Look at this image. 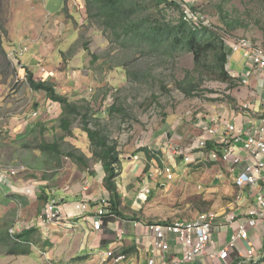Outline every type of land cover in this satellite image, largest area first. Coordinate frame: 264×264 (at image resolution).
Wrapping results in <instances>:
<instances>
[{
    "label": "rangeland",
    "instance_id": "obj_1",
    "mask_svg": "<svg viewBox=\"0 0 264 264\" xmlns=\"http://www.w3.org/2000/svg\"><path fill=\"white\" fill-rule=\"evenodd\" d=\"M186 1L198 7L204 17L209 16L212 25L216 23L227 28L224 23H219L222 17L227 21H238L231 31L234 36L255 39L264 46V0ZM65 3V0H41L40 3H35V0H0V163L14 166L24 164L31 170L29 178H46L50 186L59 189L68 187L69 182L88 172V169L101 166L95 154L91 153L90 139L83 130L80 115L67 114L71 121L68 129L61 125L65 116L59 104V112L53 119L46 111H40L37 105L42 92L36 93L30 88L26 68L18 69L14 56H10L12 50L22 44L30 52L21 60H28L37 46L33 40L39 37L46 43L42 45V59L36 61L39 68H33L35 80L53 84L61 80L59 85L66 90H59L60 95L74 101L80 108L79 112L86 107L92 110L88 126L100 130L112 143H116L118 159L126 160L127 155L136 151L137 145L149 139V133L151 137L165 132L170 136L171 126L183 125L186 119L196 120L201 114L210 115L213 109L218 111L222 101H232L236 86L212 79L208 74L201 75L191 53H165L154 57L134 47L124 49L101 29L91 26L86 20L84 3L80 0L66 4L62 18L49 23L47 20L50 16L46 14H58ZM154 15L161 19L165 15L167 21L173 22L181 17L178 10L169 7L165 8L163 14L157 12ZM73 31L77 33L72 35ZM93 56L98 57L95 63L91 62ZM64 63L69 70H65ZM226 67L231 74L229 62ZM79 71L83 76L88 73L84 83L75 80ZM68 80L73 81V85L67 83ZM56 91L58 93V89ZM111 91H114L111 102L113 109L108 107L106 114L102 115L99 100L106 98ZM88 96H93V99L89 100ZM34 112L39 113V118L29 132L22 128L25 124L20 122L23 118L32 117ZM53 143L58 144V153L51 146ZM70 153L77 157L84 156L86 163L69 156ZM116 168L120 173V163ZM189 169L193 168L179 160L175 172L181 174ZM124 170L125 173L126 167ZM183 188L184 183L180 180L174 182L171 190L176 192ZM46 190L45 195H49ZM171 190L167 193L170 194L168 197L175 199L176 196H171ZM56 196L60 200L66 198L61 192ZM4 200L0 194V264H23L21 260L11 263L5 257L12 245L17 243L10 237L9 228L19 216L24 218L26 202L24 205L22 202L21 208L18 203L8 206ZM34 207L36 205L32 204L31 210L35 211ZM216 210L218 208L204 203L190 206L185 211L193 217L192 214L198 212ZM185 219H188L186 214ZM38 241L39 248L24 246L31 247L38 254L41 252L40 255L44 257L46 249L43 250L42 240ZM30 259L35 261L33 257Z\"/></svg>",
    "mask_w": 264,
    "mask_h": 264
},
{
    "label": "crops",
    "instance_id": "obj_2",
    "mask_svg": "<svg viewBox=\"0 0 264 264\" xmlns=\"http://www.w3.org/2000/svg\"><path fill=\"white\" fill-rule=\"evenodd\" d=\"M36 2L40 3L41 0H35ZM69 2L70 0H68ZM65 8L66 3L58 14L56 12L46 14V16H50L47 21L52 24L53 21L62 18ZM70 16L73 17L74 15L71 14ZM76 33V31H73L72 35ZM33 42L37 46L30 54L28 60L24 61L25 65L32 71L35 67L39 68L36 66V61L42 59L40 57L42 45L46 41L40 40L39 37V39H34ZM228 62L231 75L238 79L237 77L243 74L247 62L240 53L231 55ZM63 67H66L65 70H69L66 63L63 64ZM88 73H90L89 70ZM88 73L83 76V73L79 71V74L75 75V80L78 83H84ZM65 75H67V72H65ZM60 83L61 80L56 82L55 85ZM67 83L73 85V81L68 80ZM58 85H56L58 94H60L59 90H66V88H61L62 85H59L60 88H58ZM234 90L232 101L228 103L222 101L218 105V111L213 109L210 115L218 114L223 120L235 123L237 127L243 128L248 133H252L257 126H264V70L255 71L248 85H238L237 83ZM64 92L61 91V93ZM41 95L37 108L40 106V111H46L47 115L51 116L50 119H53V116H56L59 112L57 109L58 104L50 101L44 92ZM245 105L249 107L244 108ZM59 108L61 107L59 106ZM208 116L201 114L197 116L196 120L190 119L188 121L189 119H186L183 125L171 126L170 136H167L165 132L158 137L154 136V134L151 137V133H149V139L142 142L140 146L137 145L136 149L147 145L154 155L150 159L146 158L147 156L142 151L131 154L132 156L137 153L135 155H139L138 160L131 159L130 155H127L126 160L121 159V171L117 182L122 196L120 211L124 217L122 216L123 219L121 220L112 219L105 223L102 232L94 231L92 224L88 220L89 218L86 219V216L91 218V216L96 214L95 212L100 206L99 201L109 195V192L103 187V179L106 176V172L102 164L100 167H95V169H88V172L85 171L73 182H69L68 187L65 186V188L61 189L56 186H50V181L47 179H39L37 186L34 187V192L37 195L34 201L24 197L21 198L22 202H26L24 209L25 221L23 222L28 223L26 220L29 219L36 221L38 214L44 209L45 201L52 195L56 196L57 193L61 192L66 197L65 199L61 198V201L64 203L62 206L66 221L70 223V227H61L59 229L53 223L43 226H39L37 223L35 228L38 229L37 236L44 244L45 248L43 247V250L46 249L44 251L46 253L45 256L42 257L40 255L41 249H37L40 254L33 252L35 253V261L31 260L30 256H6L5 258L11 260V263L21 260L23 264H103L106 253L114 249L116 253L126 254L128 259L121 263H114L112 259H107L105 264H140L149 255V241L151 240L145 224L167 219L184 220L185 214L188 219L194 218L199 212L196 215L192 214L193 217H191L185 210L190 208V206L205 203L212 208H218L215 211L218 213V218L214 222L212 231L213 244L208 247L202 257L189 264H223L220 259H216L211 263L209 255L216 250L224 249L231 241V237L236 233L238 222L245 221L248 210L255 205L252 193L247 190L240 202L233 206L237 195L233 176L228 174L225 166L206 163L203 160L187 165L193 169L183 170L181 174L175 172V178L172 181H168L164 176L150 177L149 175L152 172V167L156 164L160 166L175 165L176 169L178 161H183V158L172 154L173 145L189 146L194 138L200 134L202 127L206 125ZM25 119L23 118L20 123L26 125V122L24 123ZM37 119L31 118L28 125H24L25 127L22 128L31 131ZM125 162L126 165H124ZM125 167L126 172L124 173ZM72 177H70L71 181ZM180 180L184 183L183 190L172 192L171 188L174 186V182H180ZM20 183L19 185L22 187L25 182ZM199 184L203 185V190L200 193L197 190ZM44 190L48 191L49 195H45ZM170 190L171 196H176L175 199L168 197L170 194L167 193ZM4 201L8 206L16 203V199L13 198L5 199ZM81 201H90L92 212L88 215L79 214L75 210V204ZM177 202L179 204L176 206ZM32 204L36 205V208L34 207L35 211L31 210ZM179 205L182 206L180 207ZM230 214L236 217L232 224L228 223L227 220ZM258 222L256 227L250 228L249 234L257 255L264 258V244L262 243V240H264V217ZM118 229L125 231L123 240L120 243L115 242V233ZM170 244L171 252L167 256L169 260H172L176 256L174 251L177 249L173 238L170 239ZM37 247L39 248V245ZM246 248H248V243L240 242L239 250L231 255L230 264H237L245 260ZM259 264H264V259Z\"/></svg>",
    "mask_w": 264,
    "mask_h": 264
},
{
    "label": "built area",
    "instance_id": "obj_3",
    "mask_svg": "<svg viewBox=\"0 0 264 264\" xmlns=\"http://www.w3.org/2000/svg\"><path fill=\"white\" fill-rule=\"evenodd\" d=\"M186 19L188 18L191 26L195 28L200 21L205 24L206 20L200 14H194L189 9H185ZM225 42L230 49V54L240 53L247 62V66L240 77H237L241 85H248L250 78L255 71L264 70V46L248 37H226ZM28 51L26 47L14 51V62L18 69H24L25 65L21 57ZM230 59V57H229ZM117 91V89H115ZM92 92V91H89ZM114 91L109 92L106 98L101 97L99 106L102 113L111 106L114 99ZM89 100L93 96H88ZM245 105L244 108H248ZM101 110V109H100ZM38 112H34L31 118L39 117ZM206 125L200 130V134L194 138L189 146L180 144L173 145L172 154L182 156L186 164H194L203 160L206 163L219 164L225 166L229 175L233 176L234 185L237 188V195L233 206L239 203L247 190L254 197V206L248 212L245 221L238 222L236 233L231 237V241L222 250H216L209 255L211 263L220 259L223 264H230L231 255L239 250L240 242H247L245 260L237 264H258L262 256H258L255 246L250 240L249 230L258 225V221L264 217V126L255 127L252 133L244 131L237 127L235 123L223 120L221 116L209 115L206 118ZM26 124L28 122L26 121ZM212 145L210 148L209 145ZM138 160V156L133 157ZM175 165L160 166L156 164L152 167L150 177L164 176L168 181L175 178ZM27 175V168L24 165L11 166L0 163V185L8 186L17 192V180L23 179ZM37 182L34 180L26 181L23 184L22 191L25 195L34 194V187ZM16 188V189H15ZM198 190H203V185L197 186ZM259 188V189H258ZM59 200L52 198L46 210L41 215V222H50L62 225L64 215L59 204ZM102 208L98 211V217L94 219L92 227L95 230H101L103 221L110 216L107 215L106 208L109 205V199L101 200ZM78 209L87 210L85 204L77 205ZM218 218L215 211L199 212L196 217L191 219H175L172 222L151 223L147 226V231L151 237L149 241V255L144 262L140 264H189L202 257L208 247L213 244L212 231L214 222ZM228 223L232 224L236 217L232 214L227 217ZM20 229L13 227L10 232H19ZM124 231L117 232V238L120 239ZM176 242V255L172 260L168 259L171 252L170 239ZM107 256L115 263L126 260L123 254L114 255V251H108Z\"/></svg>",
    "mask_w": 264,
    "mask_h": 264
},
{
    "label": "trees",
    "instance_id": "obj_4",
    "mask_svg": "<svg viewBox=\"0 0 264 264\" xmlns=\"http://www.w3.org/2000/svg\"><path fill=\"white\" fill-rule=\"evenodd\" d=\"M66 4L68 0H65ZM84 3L86 9V20L91 26H96L105 34L111 36L118 45L124 49L134 47L139 52L158 56L165 53L189 52L194 56L197 70L201 75L208 74L212 79L220 80L224 83H230L237 86V80L234 79L227 70V64L230 57L225 38L233 36L231 33L236 28L238 21H227V18H220L219 23H224L227 28L219 24L212 25L210 17H204V14L198 7L193 6L186 0L178 2L177 0H80ZM166 7L175 8L181 13L178 21H167L165 15L163 18H155V13L159 15L164 13ZM218 8V4H217ZM185 9H189L194 14H200L206 20L200 21L198 26L193 28L189 19H186ZM220 11L222 6L220 5ZM207 16V15H206ZM220 31H222L220 33ZM98 57L93 56L91 62H96ZM27 80L30 88L34 92H44L50 101L60 105L62 110L61 125L70 128L71 121L67 114L78 113L82 118L83 130L87 133L91 143V153L95 154L96 160L100 161L106 172L103 179V186L110 194L111 214L124 217L120 211L122 196L117 185V168L120 162L116 143H112L98 129H91L88 126V119L92 116V110L86 107L79 112L78 105L71 101L67 96L60 95L56 91V86L50 81H36L34 73L26 66ZM129 76L132 74L129 72ZM38 106V105H37ZM113 109V106L110 107ZM30 132V131H29ZM58 153V144L51 145ZM211 148L212 145L210 144ZM146 158L153 157L148 148H142ZM139 152V151H138ZM69 156L77 158L81 163H86L84 156H76L70 153ZM36 229L25 231L18 238L20 243H15L8 250L9 256H29L31 254L28 246L32 241V236Z\"/></svg>",
    "mask_w": 264,
    "mask_h": 264
},
{
    "label": "clouds",
    "instance_id": "obj_5",
    "mask_svg": "<svg viewBox=\"0 0 264 264\" xmlns=\"http://www.w3.org/2000/svg\"><path fill=\"white\" fill-rule=\"evenodd\" d=\"M75 1H79V0H70V2H75ZM72 5H73V3H72ZM82 8V7H81ZM83 8H85L84 6H83ZM205 25V24H204ZM24 47H26L27 49H28V51L25 53V54H28L29 52H30V49L27 47V46H25V45H22V44H19V46L17 47V48H14L13 50H12V53L14 52V51H18L20 48H24ZM24 54V55H25ZM23 55V56H24ZM10 56H13L12 54H10ZM230 57H231V54H230ZM22 61V60H21ZM23 63H24V65H25V62L24 61H22ZM17 67V66H16ZM25 68H26V65H25ZM24 68V69H25ZM231 75V74H230ZM232 76V75H231ZM233 77V76H232ZM234 78V77H233ZM235 79V78H234ZM236 80H238V79H236ZM237 82H239V80L237 81ZM113 105L111 104V106H109V108L110 107H112ZM99 111L101 112V114L102 115H105V114H103L102 113V111L99 109ZM106 112H107V110H106ZM30 118L31 117H26V119H25V121H24V123L27 121L28 123H29V120H30ZM37 118H39V117H37ZM28 124H26L25 126H27ZM142 148H148L149 149V147H147V145H144V146H141L140 148H138V149H136V151L135 152H141L140 150L142 149ZM143 152V151H142ZM154 153V152H153ZM135 154H137V153H135ZM130 155L131 157V159H133V157H135V156H138L139 157V155ZM145 154V153H144ZM151 154H152V152H151ZM153 155V154H152ZM154 156V155H153ZM182 157V156H181ZM120 160V162H121V159H119ZM135 160V159H134ZM184 161V160H183ZM119 162V163H120ZM118 163V164H119ZM102 164V163H101ZM186 164V163H185ZM21 165H24V164H21ZM186 165H192V164H186ZM11 166H14V165H11ZM16 166H20V165H16ZM24 166H26V165H24ZM164 166V165H163ZM162 167V166H161ZM26 168H27V175L23 178V179H20V180H17L16 181V183H17V188L18 189H16L17 190V192H15V191H13V189L12 188H10V187H8V186H4V185H0V194H1V196H2V198L3 199H11V198H13V199H16V203H18V205L22 208L23 207V205H24V202H23V205H22V201H21V198H26V199H29L30 201H34V198H36V193H34V194H32L31 196H28V195H25L24 194V192H21L22 191V187H23V185H22V187L19 185V184H21L20 182H26V181H29V180H34V181H36V182H38V180L39 179H41V178H36V177H31V178H29V175L31 174V170H30V168L28 167V166H26ZM146 173H147V171H146ZM174 173H175V168H174ZM117 174H118V176H120V173L119 172H117ZM118 176H117V178H118ZM43 179V178H42ZM46 179V178H45ZM116 181H117V179H116ZM38 184V183H37ZM37 184H36V186H37ZM117 185H118V182H117ZM104 187V186H103ZM6 188L7 189H9V191H7L6 190ZM119 188V187H118ZM86 190V189H85ZM197 190H198V188H197ZM199 191H202V190H199ZM121 194V193H120ZM31 198V199H30ZM52 198H55V199H57V200H59V204H60V207H61V209H62V213H63V215H64V221L62 222V225H57V224H55V223H53V224H55L56 226H57V228H61V227H65V228H69L70 227V223H68L67 221H66V216H65V212H64V210H63V206H62V202L63 201H61L59 198H57L55 195H52L51 197H49L46 201H45V205H44V209H43V211H41L39 214H38V216H37V218H36V221H31V219H29V221H28V223H24L23 221L25 220L24 218H22V216H19L18 217V219H16V221L13 223V225H12V227H10L9 229L11 230L13 227H17L18 226V229H20L19 230V232H14V233H11L10 232V230H9V235H10V237L15 241V242H18V243H20V240H19V238H18V236L19 235H22L25 231H27V230H31L32 228L33 229H36V233L32 236V238L31 239H34V240H36L37 242H35V241H32V243H29L28 245H30V246H32V247H34V248H36L38 245H39V237L37 236V234H38V229L37 228H35V227H37V223H38V225L39 226H43V225H46V224H50V222H41V219H40V217H41V215L43 214V212L46 210V208H47V204H48V202L52 199ZM104 198H108L109 199V205H108V207L106 208V212H107V215H109L110 217L109 218H107V219H105L104 221H103V224L101 225V230H95L94 229V227H93V229H94V231H97V232H102L103 231V225L105 224V223H108L109 221H111L112 219H118V220H121V219H123V217H119V216H116V215H113V214H111V212H110V210H109V207H110V194L107 196V197H103L102 199H104ZM101 199V200H102ZM101 200L99 201V204H100V206H98V208H97V210H96V214L95 215H93V216H91V218L90 217H87L86 216V219L87 218H89L88 220L90 221V223L93 225V222L92 221H94V219H96L97 217H98V211L102 208V205H101ZM21 201V202H20ZM15 203V204H16ZM79 204H85L86 206H87V210H84V209H78L77 208V205H79ZM75 210L76 211H78V213L80 214H82V215H88L89 213H91L92 212V209H91V203H90V201H81V202H79V203H76L75 204ZM163 221H167V222H172L173 220H169V219H167V220H161V221H157V222H149L148 224H145V227L147 228V226L149 225V224H151V223H159V222H163ZM91 225V226H92ZM119 230H122V231H124L123 229H118L117 231H116V233H115V242L116 243H120V242H122V240H123V237H124V235H125V231H124V234L122 235V237H120V239H118L117 238V232L119 231ZM30 249V251H31V254L29 255L30 256V258L31 257H33L34 259H35V253H33V252H35V250L34 251H32V248L31 247H29ZM111 251V250H110ZM112 251H114V255H117V254H123V253H121V252H118V253H116V251L113 249ZM33 253V254H32ZM108 253V252H107ZM107 253H106V256H105V260H103V264H105L106 263V261H107V259H111L110 257H108L107 256ZM32 255V256H31ZM123 255H125L126 256V260L128 259V257H127V255L126 254H123ZM9 255H7V257H8ZM10 257H12V256H10ZM14 257H20V256H14ZM264 259V258H263ZM262 259V260H263ZM126 260H124V261H126ZM261 260V261H262ZM124 261H121V262H124ZM261 261L259 262V263H261ZM114 262V261H113ZM120 262V263H121ZM115 263V262H114ZM258 263V264H259ZM51 264V263H50Z\"/></svg>",
    "mask_w": 264,
    "mask_h": 264
}]
</instances>
